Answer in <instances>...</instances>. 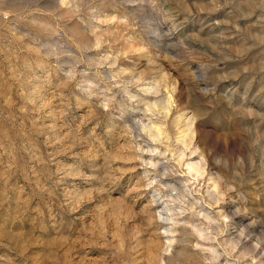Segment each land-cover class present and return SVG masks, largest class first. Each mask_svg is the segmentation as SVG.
I'll list each match as a JSON object with an SVG mask.
<instances>
[{
    "label": "rangeland",
    "instance_id": "1",
    "mask_svg": "<svg viewBox=\"0 0 264 264\" xmlns=\"http://www.w3.org/2000/svg\"><path fill=\"white\" fill-rule=\"evenodd\" d=\"M0 264H264V0H0Z\"/></svg>",
    "mask_w": 264,
    "mask_h": 264
}]
</instances>
